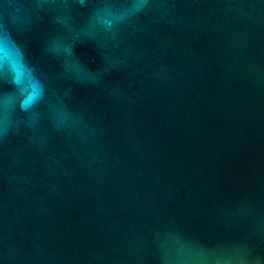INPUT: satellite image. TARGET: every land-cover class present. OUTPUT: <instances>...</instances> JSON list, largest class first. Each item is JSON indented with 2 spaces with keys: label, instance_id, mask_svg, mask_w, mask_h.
I'll return each mask as SVG.
<instances>
[{
  "label": "water",
  "instance_id": "1",
  "mask_svg": "<svg viewBox=\"0 0 264 264\" xmlns=\"http://www.w3.org/2000/svg\"><path fill=\"white\" fill-rule=\"evenodd\" d=\"M0 264H264V0H0Z\"/></svg>",
  "mask_w": 264,
  "mask_h": 264
}]
</instances>
